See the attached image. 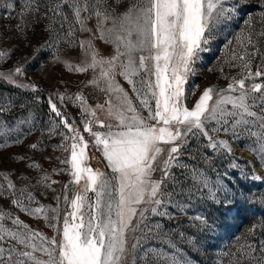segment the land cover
I'll list each match as a JSON object with an SVG mask.
<instances>
[{"label":"snow or ice","instance_id":"obj_1","mask_svg":"<svg viewBox=\"0 0 264 264\" xmlns=\"http://www.w3.org/2000/svg\"><path fill=\"white\" fill-rule=\"evenodd\" d=\"M115 2L119 4L120 0ZM5 6L13 8L11 2ZM260 7L264 9V0ZM235 11L237 8L228 6V0H131L122 13L107 0H45L43 11L39 0H25L20 19L23 21L32 15L37 22L47 20L52 33L51 47L56 48L57 53L62 37L53 22L59 24V31H63L65 22L70 23L69 34L76 24L80 31L92 32L87 21L96 17L97 32L87 41L79 42L85 60L70 67L78 72L98 70V75L88 83L98 88L102 85L101 90L108 95V100L106 111L105 104L91 109L77 93L81 101L79 107L90 117L83 121V132L88 134V140L81 128L69 124L57 105L49 101L51 113L60 118V124L68 130L59 133L62 143L53 147L70 151V159L57 157L70 168L53 171H67L72 179L63 185L62 195L55 197L57 207L33 208L19 198L12 199L11 203L30 216L42 217L56 234L48 236L31 228L19 216L12 218L11 212L0 211V264H137L142 251L140 243L153 232L147 222L149 215H172L159 208L172 203L175 192H167L166 188L170 180L176 182L173 168L188 167L180 162V157L190 138L197 135L207 138V147L231 154L230 140L219 137L221 132L228 134L230 139L243 142L244 147L256 152L264 167V82H255L256 78L264 81V45L261 44L264 11L258 18L245 19V27L225 45L229 48L225 63L237 69L235 76L225 77L230 81L227 87L209 86L203 89L193 106L186 103L188 95L199 89V85H187L195 74L194 65L200 53L208 50L217 28L230 20ZM69 16L74 17V23ZM107 22H111L110 28H105ZM16 27L24 30L22 24ZM93 39L112 44L113 54L100 56ZM233 44L235 46L230 47ZM6 55L0 51V58ZM53 55L59 62L60 56ZM257 59L259 65H255ZM220 71L223 72V68ZM15 74L23 75V68L16 67ZM117 76L123 77L130 89L122 87ZM0 79L17 87H37L17 83L11 71L0 73ZM9 110L10 106L0 107V113ZM95 125H99V129H95ZM54 134L56 129L51 128L49 138ZM90 142L92 148L102 153L110 173L85 166ZM29 147L36 149L38 144ZM209 162L206 158L205 163ZM30 167L40 168V165L34 163ZM154 173H159L160 178L154 179ZM193 175L208 189L214 203L223 205L230 201L231 193L223 186L213 190L202 172ZM50 179L45 174L39 182L49 188ZM82 179L85 182L81 192L69 199L70 185H80ZM255 179L264 177L256 175ZM15 188V184L8 181L5 191ZM89 190L94 193V202L88 195ZM219 193H223V199H218ZM26 198L36 201L31 192ZM61 201L65 207H61ZM176 209L179 213L185 212L182 204L177 203ZM9 219L17 226L15 229L7 226ZM193 219L199 221L197 227H210L204 216ZM256 228L253 224L236 238L235 249L226 253L228 264H264V241L257 245L252 239ZM129 240L135 243L129 244Z\"/></svg>","mask_w":264,"mask_h":264},{"label":"rangeland","instance_id":"obj_2","mask_svg":"<svg viewBox=\"0 0 264 264\" xmlns=\"http://www.w3.org/2000/svg\"><path fill=\"white\" fill-rule=\"evenodd\" d=\"M9 2L13 4L12 9L5 6ZM39 2L43 11L45 0ZM107 2L118 13H122L131 0H120L119 4L115 0ZM24 3L25 0H0V51L7 53L0 58V73L11 71L17 83L37 86L35 89L17 87L16 84L0 79V107L10 106L9 111L0 113V144L4 145L0 147V211L11 212L12 218L19 216L31 228L52 236L56 234L55 231L47 226L42 217L30 216L11 203L12 199L19 198L33 208L39 205L57 207L55 197L62 195L63 185L72 179L67 171H53L70 168V165L61 164L57 159H70V151L64 152L62 148L53 147L62 143L59 133H67L68 130L60 124V118L51 113L49 101L57 105L69 124L80 127L81 133L88 140V134L83 132V121L90 117L79 107L81 101L77 98V93L84 97L89 108L95 109L97 104H105V111L108 95L102 92V85L98 88L88 83L98 75V70L78 72L70 67L80 65L85 60L84 49L79 47V42L87 41L97 32L96 17L87 21V27L92 32L80 31V26L76 24L69 34L72 26L70 23L65 22L63 31H59V24L53 22L62 37V42L57 46L60 51L57 53V49L51 47L52 33L48 30L47 20L37 22L32 15L26 16L23 21L20 19L19 13ZM260 3L261 0H239V3L228 0V6L235 5L237 11L230 20L217 28L208 50L200 53V59L194 65L195 74L187 87L199 85V89L188 95L186 103L189 107L198 100L204 88H226L230 81L225 77L237 74V69L229 68L225 63L229 55V48L225 45L233 41L234 36L245 27V19L249 16L259 17L260 12L264 11ZM69 20L74 23V17L69 16ZM17 24H22L24 30L20 31ZM111 26V22L105 24V28ZM256 27L260 28L259 22ZM92 42L100 56L108 57L113 54L112 44L100 39H93ZM261 44L264 45V41ZM233 46L235 45L230 47ZM54 53L60 56L59 62L54 58ZM259 64L260 60L257 59L255 65ZM16 67L23 68V75L15 74ZM220 68H223V72ZM116 79L122 87L130 89L123 77L117 76ZM255 82L264 81L256 78ZM130 95L134 94L130 92ZM98 115L101 119L104 118L99 112ZM51 128L56 129V134L49 138ZM95 129H99V125H95ZM219 137L229 139L231 144L236 145L232 147L231 154L222 149L207 147L206 137L197 135L190 138L188 147L180 157V162L188 167L173 168L176 182L170 180L166 191H174L175 195L172 203L159 208V211H168L172 215H149L147 222L152 226L153 232L141 241L142 251L139 252L137 264H182L183 261H187V264H228L229 256L226 253L235 249L236 238L245 234L253 224L257 228L252 239L257 245L264 241V179H255L256 175L264 177V167L256 152L244 147L243 142H236L223 132ZM17 140L20 142L17 143ZM33 143L38 144L36 149L29 147ZM253 147L258 145L253 144ZM239 149L249 152L250 156ZM87 151L85 166L105 173L111 172L106 167L107 161L102 153L92 148L91 142ZM206 158L209 163H205ZM34 163L40 165V168L30 167ZM194 172H202L207 176L213 190L217 186H223L225 191L231 193L230 201L223 205L214 203L208 196V189L203 188L195 179ZM45 174L51 178L48 181L51 184L49 188L39 182ZM153 178L159 179V173H154ZM8 181L15 184L16 188L5 191ZM84 182L82 179L80 185H70L69 199L81 192ZM28 192L35 196L36 201L27 200ZM88 195L93 197L94 202V193L89 190ZM218 199H223V193H219ZM177 203L184 205V213L177 211ZM61 207H65L63 201ZM67 209L71 211L70 206ZM198 215L206 217L210 227H197L199 221L193 218ZM7 226L13 229L17 227L11 224L10 219ZM131 243L135 241L129 240V244Z\"/></svg>","mask_w":264,"mask_h":264},{"label":"bare ground","instance_id":"obj_3","mask_svg":"<svg viewBox=\"0 0 264 264\" xmlns=\"http://www.w3.org/2000/svg\"><path fill=\"white\" fill-rule=\"evenodd\" d=\"M231 145H232V147H236V145H235L234 143H232ZM239 151L244 152L246 155L250 156V153L247 152V151H244V150H242V149H239ZM255 167H256V166H255ZM255 169H256V170H259L257 167H256Z\"/></svg>","mask_w":264,"mask_h":264}]
</instances>
